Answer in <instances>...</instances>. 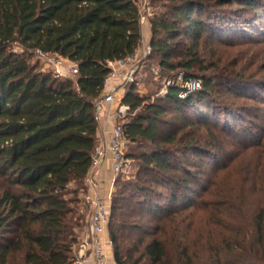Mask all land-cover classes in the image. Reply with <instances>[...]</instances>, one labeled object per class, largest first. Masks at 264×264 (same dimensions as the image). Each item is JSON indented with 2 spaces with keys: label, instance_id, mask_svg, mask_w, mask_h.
Here are the masks:
<instances>
[{
  "label": "trees",
  "instance_id": "1",
  "mask_svg": "<svg viewBox=\"0 0 264 264\" xmlns=\"http://www.w3.org/2000/svg\"><path fill=\"white\" fill-rule=\"evenodd\" d=\"M153 1L162 2L149 19L158 67L195 78L199 39L221 34L201 16L234 0ZM180 38L190 46L174 62ZM141 39L135 0H0V264H71L75 229L85 224L80 196L97 143L95 101L106 64L133 55ZM36 49L77 64L78 73L59 78L43 70ZM213 86L205 77L183 99L175 84L152 101L133 88L123 96L133 112L123 122L126 140L144 149L126 154L138 161V173L111 197L115 264H264V210L254 217L243 195L220 184L224 167L214 168L207 197L195 204L199 166L177 156L211 155L212 146L204 149L188 130L211 119L201 110ZM155 186L166 188L164 198Z\"/></svg>",
  "mask_w": 264,
  "mask_h": 264
},
{
  "label": "rangeland",
  "instance_id": "2",
  "mask_svg": "<svg viewBox=\"0 0 264 264\" xmlns=\"http://www.w3.org/2000/svg\"><path fill=\"white\" fill-rule=\"evenodd\" d=\"M242 1L245 2L234 0L221 7L209 6L208 15L201 16L202 20L217 25L221 34L218 33L219 36L214 40L207 39V34H203L198 41L196 53L202 66H196L191 71L201 82L205 77L212 79V94L206 100L205 110H201L206 111L211 119L201 118L200 127L196 123L188 131L195 135L198 145L208 151L210 149L206 146H212V150L208 156H177L182 159V164L187 162L199 166L197 172L195 168H190L197 174L194 183L199 185L192 184L195 190L192 201L195 204L207 197L205 193L213 181L214 168L224 167L220 184L233 186L232 193L243 195L244 209L256 217L259 211L264 210V0H254L253 9ZM150 4L154 13L162 11V2L150 0ZM178 41L180 44L176 45V49L181 56H174L171 60L174 62L185 60L184 52L190 46V42L183 38ZM146 46L140 43V49ZM14 48L19 49L17 46ZM69 66L68 61H62L63 71L71 78L73 76L68 72ZM151 66L158 67V59L153 52L141 60L133 82L125 91L133 88L136 94L150 97L152 101L154 97L162 96L159 92L163 89L164 81H176L177 75L182 73L180 70H161L160 78L155 79L150 71ZM172 115L174 112L170 111L166 119ZM194 116L193 112L187 113V117L195 123ZM208 131L216 138L214 145L219 144L220 148H215L213 143L208 145L212 139ZM143 149L136 144L127 145L125 153H137ZM129 159L126 171L117 176L119 186L114 187L112 195L124 182L134 180L138 173V161ZM155 189V192L162 194V198L167 194L163 186H155ZM80 212L85 224L75 229L77 243L86 231V214L81 209ZM141 221L146 222L147 218ZM77 243L73 247L72 256Z\"/></svg>",
  "mask_w": 264,
  "mask_h": 264
},
{
  "label": "built area",
  "instance_id": "3",
  "mask_svg": "<svg viewBox=\"0 0 264 264\" xmlns=\"http://www.w3.org/2000/svg\"><path fill=\"white\" fill-rule=\"evenodd\" d=\"M139 10V24L145 25L154 14L150 0H135ZM152 48L147 45L145 48H138L133 55L117 61H108L109 73L104 80V88L113 84L111 89L104 93L101 98L95 101L96 120L99 122L102 113L112 122V129L109 138L96 143L91 155L89 171L84 178L85 190L80 196V209L86 214V225L84 237L77 243L74 249V256L71 264H106L107 255L100 235L104 232L109 223L110 201L115 187L117 176L126 171L130 159L126 156L125 150L128 145L123 130V122L128 115H131L130 107L117 99L119 89H125L133 82V76L141 60L151 54ZM34 53L43 70L50 69L59 78H67V73L61 67L62 58L55 54L43 53L34 50ZM151 73L155 79L160 78L161 69L151 66ZM68 72L74 76L78 73L75 63H70ZM177 85L180 88L178 97L183 99L201 88V81L196 78L185 79L182 73L177 75L176 81L167 80L163 83V89L159 94L163 95L170 85ZM110 159L113 178L106 196L99 191V180L95 173L101 163ZM111 244V241H109Z\"/></svg>",
  "mask_w": 264,
  "mask_h": 264
},
{
  "label": "crops",
  "instance_id": "4",
  "mask_svg": "<svg viewBox=\"0 0 264 264\" xmlns=\"http://www.w3.org/2000/svg\"><path fill=\"white\" fill-rule=\"evenodd\" d=\"M141 31H142L141 43L150 45L149 44V41H150V23H149V21L145 25L141 26ZM139 47H140V45H139ZM138 48L136 51H138ZM62 60H66V59L62 58ZM66 61H68V60H66ZM69 63H71V62H69ZM112 85L113 84H109L108 86H106L103 90V94L108 92L111 89ZM125 93H126L125 89H122V88L119 89L118 93H117V96H118L117 99L122 102L123 96L125 95ZM111 129H112V122L110 121V119H108L106 117V113H102L100 121L98 122L97 131H96V142L98 143L102 140L108 139L110 132H111ZM95 176L99 180V191H100V193L103 196H106L108 191H109V188H110L111 180L113 178L110 159H106L101 163V166L96 171ZM100 240L104 245L105 252L107 255V263L106 264H115L114 259H113V255H112V247H111V244H109V241H110L109 233L106 231V228H105L104 232L100 235Z\"/></svg>",
  "mask_w": 264,
  "mask_h": 264
}]
</instances>
